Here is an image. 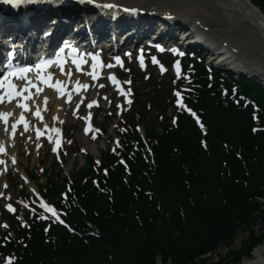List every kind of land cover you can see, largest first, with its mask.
<instances>
[{
  "label": "trees",
  "instance_id": "obj_1",
  "mask_svg": "<svg viewBox=\"0 0 264 264\" xmlns=\"http://www.w3.org/2000/svg\"><path fill=\"white\" fill-rule=\"evenodd\" d=\"M253 3L264 10V0ZM185 53L174 80L181 103L171 83L149 77L119 147L98 164L89 158L66 190L47 180L43 192L70 228L26 211L24 223L13 218L12 233L2 232L0 264H203L200 256L221 244L233 261L250 256L264 239V228L255 236L251 227H264V86ZM149 101L157 113L144 120ZM135 124H145L152 157ZM242 226L246 242L229 249Z\"/></svg>",
  "mask_w": 264,
  "mask_h": 264
},
{
  "label": "bare ground",
  "instance_id": "obj_2",
  "mask_svg": "<svg viewBox=\"0 0 264 264\" xmlns=\"http://www.w3.org/2000/svg\"><path fill=\"white\" fill-rule=\"evenodd\" d=\"M100 1H118L127 8L123 10V6H115L101 10L92 5L85 7L81 4H69L67 7L55 9L51 0H36L38 11L28 21L21 19L28 11L25 14L16 12L12 20L4 21L0 26V53L3 54L4 44L9 42V40L4 41L6 34L14 35L15 26L19 28L20 37L24 40V49L33 48L27 45L29 40L34 42L32 45L48 48L47 46L57 42L67 29L73 30L74 36H79L81 29L84 31L88 29L92 38L106 37L111 41L113 37L115 39L119 35L125 40H132L137 39L141 33L142 36L148 35L146 39L173 33L172 35H180V37L186 35L200 39L202 44L199 46H209L212 51L216 48L225 56L224 63H228L229 68L233 67L237 72L241 70L244 73L256 74L264 83V27L262 26L264 15L251 0ZM127 9L129 11H126ZM125 11L127 13L125 17L116 14H124ZM4 17L9 18V16ZM132 29L136 31L134 34H129ZM45 35L48 37H43ZM113 45L115 44H111ZM74 54L81 56L77 50L70 54L66 53L62 55L64 61L40 69L39 75L29 71L25 79L17 77L18 85H26L27 91L19 88L21 95L16 100L0 104V113L10 114L5 119H0V147L7 150L9 141H12L9 138L12 131L28 129L33 119L48 127L49 119L46 118L48 111L55 119H62L61 108L64 105L65 95L68 91L78 94L79 90L84 88L85 82L77 79L84 64H88L87 69L92 74L101 70L96 55H83L82 62L76 67L73 63ZM40 77H44L45 80L41 81ZM56 81L62 83L56 87L48 86L55 85ZM58 86H61L59 91H57ZM4 100L9 101V96H5ZM21 104L25 107H20ZM22 117L26 118V124L18 127L16 121L19 122V118ZM47 127L41 126V129L36 127L35 132L47 131ZM15 149L13 145L8 151H0V161L13 159ZM252 255L253 257L246 258L243 264H264V246L255 248Z\"/></svg>",
  "mask_w": 264,
  "mask_h": 264
},
{
  "label": "rangeland",
  "instance_id": "obj_3",
  "mask_svg": "<svg viewBox=\"0 0 264 264\" xmlns=\"http://www.w3.org/2000/svg\"><path fill=\"white\" fill-rule=\"evenodd\" d=\"M251 1L254 2V0ZM261 11L263 12L264 10L261 9ZM172 38V35H168L159 39L161 41L160 46L164 48L160 51H156L149 46L147 48V46L140 43L132 48H122L116 56L109 57L101 51V56L104 58V66L101 67L99 78L92 79L89 71L87 76L84 73L80 76V79L86 78L88 84H85L84 89L79 90L78 94H74L72 97L70 94L65 96V104L61 108V120H56L49 112L47 114V119L51 121L49 123V132H43L47 134L35 137L34 131L31 130L29 134L21 133L17 135L18 137L16 136L15 143H12V146L15 145L16 148L15 163L0 167V194H2L0 195V233L5 226H7V230L12 228L13 218H24L27 206L24 201L19 200L24 194H29L30 196L38 195L39 190L43 192L44 186H49L48 181L51 179H58L66 183L68 178L75 175L77 171L86 169L89 158L97 159L101 150L104 151L116 141L118 137L116 134L118 132L117 129L120 128L119 124L122 122L121 119L123 117H119L120 111L121 115H123L129 113L128 109L130 106L132 109H137V106H135V103H131L132 105L127 104L126 93H120L115 85H111L107 74L115 73L123 85L130 87L133 93L135 91L134 98L137 99L144 96L150 89L147 76L156 78L157 81L162 80L164 83L171 82L172 76L179 69L177 58L179 54L177 53L180 51L179 47L173 49L171 43L169 45L168 42ZM205 55L207 61L210 60L211 63L223 69L226 68L225 65L215 62L214 55L208 53H205ZM153 58L157 62H153ZM115 59L117 60L115 61ZM82 69L87 70L86 66ZM145 100H148V97L143 99V101ZM83 103L84 105L82 106ZM148 105L149 109H146L147 111L145 109L141 110L145 117L144 120L152 119L153 115L157 113L152 108L150 101ZM67 106L70 107L69 111L66 110ZM114 106H116L115 111L112 110ZM166 110L168 115L173 113L172 106H167ZM112 113H114L113 115L116 114V117H112ZM87 118L91 120L88 121L89 126L86 125ZM117 123H119L118 126ZM34 125H36V119L32 121L31 127H34ZM59 125L63 127L59 128ZM139 126H143L145 129V124H139ZM140 130L141 133L143 130L142 128ZM155 130L159 132L158 127ZM48 134L53 137L52 141L50 140L52 137L48 136ZM32 140H34V143H32ZM5 171H8V173ZM21 172L27 178L29 176L32 181H26L22 177ZM33 190H36V192H33ZM43 195L47 198L45 192H43ZM35 202L39 203L37 200ZM44 204L42 201L40 202L41 207H44ZM7 205H11L14 211L9 210ZM251 227L255 236H259L264 228L259 220H256ZM248 230L249 228L246 226L240 227L235 233L234 241L229 249L240 248L247 240ZM222 245L206 253L207 255L202 263L217 264L215 261H217L218 255L223 256L228 251L227 247H222ZM262 246H264V239L254 249ZM202 256L204 255L202 254ZM251 257H253L252 254L249 258ZM222 258L223 261H228L227 264H243V260L240 263L233 261L232 256H224ZM168 263L169 261L165 264ZM155 264H160L159 258ZM195 264L200 263L196 261Z\"/></svg>",
  "mask_w": 264,
  "mask_h": 264
},
{
  "label": "snow or ice",
  "instance_id": "obj_4",
  "mask_svg": "<svg viewBox=\"0 0 264 264\" xmlns=\"http://www.w3.org/2000/svg\"><path fill=\"white\" fill-rule=\"evenodd\" d=\"M4 2L5 3H8V4H13V5H16V4H19V3H22L23 2V0H4ZM104 7H109V8H111V7H114V5H110V4H108V5H104ZM153 62H157V61H155V58H153ZM47 63V62H46ZM31 69L30 68H23V69H17L16 71H18L19 73H20V76L18 77L19 79H25V76H24V74L25 73H27L28 71H30ZM163 70V69H162ZM11 74V73H10ZM38 74H39V72H38ZM29 83H31V82H29ZM62 82H60V81H56V84L54 85V84H49L48 86H50V87H56V85H59V84H61ZM0 86H3L2 84H0ZM10 88H16L17 89V91H15V92H12V91H9L8 93H7V95L9 96V97H13V96H20L21 95V92L18 90L19 88H24V90L25 91H27V86L26 85H10ZM57 91H59V89L57 88ZM177 95H179V94H177ZM30 98V97H29ZM4 101V97L3 96H0V102H3ZM45 103H47V98H45ZM177 103L178 104H180L181 103V101H177ZM20 107H25V105H23V104H21V105H19ZM91 106V105H90ZM8 115H10L9 113H0V119H5ZM193 115H195V113H193ZM23 119V118H22ZM6 122V121H5ZM22 122V121H21ZM13 127H15V125H13ZM27 130V129H26ZM56 131H58V130H56ZM54 151H55V149H53ZM0 151H4V149L2 148V147H0ZM0 163H2V161H0ZM5 187H6V185H5ZM0 195H2V194H0ZM43 206V205H42ZM7 207L9 208V210H11V211H14V209H12V207H11V205H7ZM45 207H47V206H45ZM53 215L55 216L56 215V213H55V211L53 210ZM41 218H44V217H41ZM57 219H59V217L57 216ZM61 223H63V221H60Z\"/></svg>",
  "mask_w": 264,
  "mask_h": 264
},
{
  "label": "water",
  "instance_id": "obj_5",
  "mask_svg": "<svg viewBox=\"0 0 264 264\" xmlns=\"http://www.w3.org/2000/svg\"><path fill=\"white\" fill-rule=\"evenodd\" d=\"M258 8H260L259 6H257ZM262 14H263V12H262ZM264 15V14H263ZM260 21H261V19H260ZM262 26L264 27V22L262 23ZM235 70V69H234ZM235 72L237 73V74H240V75H243V76H248V78L249 77H252V78H254V79H256V80H261L262 81V79L261 78H259V77H257V75L256 74H247V73H244L243 71H241V70H239L238 72L235 70Z\"/></svg>",
  "mask_w": 264,
  "mask_h": 264
}]
</instances>
